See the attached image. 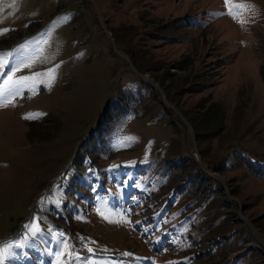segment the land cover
I'll use <instances>...</instances> for the list:
<instances>
[{
    "label": "rangeland",
    "instance_id": "rangeland-1",
    "mask_svg": "<svg viewBox=\"0 0 264 264\" xmlns=\"http://www.w3.org/2000/svg\"><path fill=\"white\" fill-rule=\"evenodd\" d=\"M5 247L3 264H264V0H0Z\"/></svg>",
    "mask_w": 264,
    "mask_h": 264
},
{
    "label": "snow or ice",
    "instance_id": "snow-or-ice-1",
    "mask_svg": "<svg viewBox=\"0 0 264 264\" xmlns=\"http://www.w3.org/2000/svg\"><path fill=\"white\" fill-rule=\"evenodd\" d=\"M3 31H8V30H3ZM17 67H19V66H17ZM55 73H56V68H52V69H49L47 71V73H35V74H33V76L21 77L19 79H20V81H29V80H33V79H35V78H37L39 76L47 75L48 76V83L51 84L55 80ZM11 79H12V77L9 76L8 77V80H6L5 83H8L9 81H11ZM25 118H32V117H31V115H29V116H26ZM26 227L30 229V234L33 237L38 236L39 233H40V231H41L40 228H39V224H38V218H34L33 219V222L30 225H27ZM63 243L65 245L67 244L66 241H64ZM89 251L92 252L93 250L92 249H89ZM9 254H10L9 248L5 247L3 249H0V264H3L4 259ZM56 255L58 257V260H59V258H62L65 255H67L70 259L73 258L72 257L71 248H69L67 252H65L64 249L62 248L60 252L56 253ZM75 258L76 259H79L78 256H76ZM86 264H94V261H87Z\"/></svg>",
    "mask_w": 264,
    "mask_h": 264
},
{
    "label": "trees",
    "instance_id": "trees-1",
    "mask_svg": "<svg viewBox=\"0 0 264 264\" xmlns=\"http://www.w3.org/2000/svg\"><path fill=\"white\" fill-rule=\"evenodd\" d=\"M166 77V76H165ZM217 104V107L216 108H218V110L220 111V113H221V110H222V112H223V108H221L220 106H219V103H216ZM216 104H210L209 106L207 105V106H204L203 108H204V110L206 111V109L208 108L209 109V111H210V108H212V107H214ZM188 158L190 159L191 157L190 156H188ZM191 163L193 164V170L194 171H197V172H201V175L199 176V179L201 180V183H204L206 180H205V178L207 179V176L206 175H204V173L202 172V171H200L198 168H197V166L194 164V161H193V159L191 160ZM168 183V182H167ZM167 183L165 182V181H163L162 182V184H164V185H167ZM197 184V183H196ZM198 185V184H197ZM209 185H211V192H215L217 189H218V185H215V187H214V184H208V186ZM210 187V186H209ZM200 188L201 187H199L198 188V192H197V195H195L194 197H196L195 199L199 202L197 205H196V209H201V207H208V204L210 203V201H211V199L208 201V198H209V196L210 195H206V193H205V191L204 190H200ZM185 189V188H184ZM220 193V192H219ZM220 209H226V206L225 205H221L220 207H219Z\"/></svg>",
    "mask_w": 264,
    "mask_h": 264
},
{
    "label": "bare ground",
    "instance_id": "bare-ground-1",
    "mask_svg": "<svg viewBox=\"0 0 264 264\" xmlns=\"http://www.w3.org/2000/svg\"><path fill=\"white\" fill-rule=\"evenodd\" d=\"M251 233L253 234L254 240H256L258 243H261L260 241H258V239L262 240V235L257 230H254V233Z\"/></svg>",
    "mask_w": 264,
    "mask_h": 264
},
{
    "label": "water",
    "instance_id": "water-1",
    "mask_svg": "<svg viewBox=\"0 0 264 264\" xmlns=\"http://www.w3.org/2000/svg\"><path fill=\"white\" fill-rule=\"evenodd\" d=\"M180 121H181V119H180ZM184 126L187 128L186 124H184Z\"/></svg>",
    "mask_w": 264,
    "mask_h": 264
}]
</instances>
